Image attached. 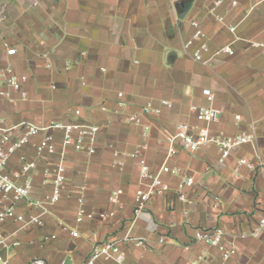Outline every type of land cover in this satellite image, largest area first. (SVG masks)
Masks as SVG:
<instances>
[{
  "label": "crops",
  "instance_id": "0c3cea01",
  "mask_svg": "<svg viewBox=\"0 0 264 264\" xmlns=\"http://www.w3.org/2000/svg\"><path fill=\"white\" fill-rule=\"evenodd\" d=\"M0 10V44L18 50L10 59L0 51V67L12 63L29 78L13 103L0 97V128L81 121L101 129L96 155L68 156L61 202L49 209L44 228L17 233L21 245L9 249L11 264L35 258L85 264L93 246L107 241L120 242L125 264H264V231L253 235L264 217V48L257 46L264 45V0H3ZM192 22L204 32L211 55L231 44L234 56L219 54L210 66L196 62L197 44L186 47ZM204 90L215 96L212 104ZM163 100L172 108L144 117L141 126L128 123L147 104L160 107ZM209 106L221 111L210 127L213 135H255L253 144L233 150L223 163L214 144L190 153L170 142L179 123L201 125L193 107ZM171 146L176 154L169 157ZM28 154L35 156L33 149ZM135 155L155 174L164 166L181 169L190 179L187 201L176 192L181 176L161 174L170 190L153 196L135 219L136 192L149 184L140 179ZM43 167L35 177L36 199L51 190ZM118 189L124 193L113 205L109 196ZM80 195L94 215L82 223ZM15 228L9 224L4 231ZM216 228L238 251L228 261L194 241L197 230ZM135 239L146 246H136ZM97 264L117 263L102 257Z\"/></svg>",
  "mask_w": 264,
  "mask_h": 264
},
{
  "label": "built area",
  "instance_id": "2783aa9c",
  "mask_svg": "<svg viewBox=\"0 0 264 264\" xmlns=\"http://www.w3.org/2000/svg\"><path fill=\"white\" fill-rule=\"evenodd\" d=\"M220 4L221 1L217 2V6ZM232 5L236 6L237 2H232ZM218 21L223 22L224 18L219 17ZM192 26L194 34L186 43V47L189 49L197 44L192 51V57L196 62L210 66L212 59L219 54L234 56L235 51L231 44L223 46L211 55L206 36L199 24L192 22ZM228 29L232 34L236 33V27H228ZM257 46L264 48V45ZM2 50L9 59L18 53V50L7 41L0 44V51ZM28 79V76L18 74L12 63L0 67V97L13 103L15 101L14 94L22 91ZM203 94L212 104L215 98L213 93L210 90H204ZM123 96L122 93L118 94L121 99ZM120 105L122 104L120 103ZM163 108L171 109L172 103L163 100L160 107L149 103L139 113L131 115L128 118V123L141 126L144 117L160 115ZM192 110L201 125L179 123L177 131L170 141L171 143L178 142L187 152L196 153L203 147L214 144L219 152V162L223 163L233 150L254 143L255 135L250 132H242L236 136L213 135L210 127L219 121L221 115V111L213 106L193 107ZM80 114L79 110L75 111L77 117ZM236 120L240 121L241 117L236 116ZM144 129L147 132L150 126L145 125ZM100 130L97 125L81 121H53L45 127L21 123L9 128H0V264H11L8 255L9 249L11 246L21 245L20 241L15 238L18 232L26 228L41 229L46 226L45 217L49 209L60 203L63 198L67 183L68 156L71 153L83 154L88 157L96 155ZM29 149H33L34 157L29 156ZM175 154L176 150L174 146H171L169 157ZM15 157L17 164L13 166L12 161ZM135 157L138 158L141 181L149 183L146 185L148 188L146 191L138 189L136 192L135 219L146 209L153 196H163L170 190L161 174L171 173L181 176L176 192L180 201H187L185 189L189 185L190 179L182 175L181 169L164 166L160 174H155L143 157L136 155ZM41 163L44 164L42 169L44 183L50 185L51 190L43 199H36L34 197L35 177ZM239 165L252 167L245 160H240ZM123 193L121 189L113 191L109 196V202L113 205L119 204ZM77 203V222L82 223L85 219L94 217L85 209L83 195L77 197ZM112 215L102 214L101 217ZM9 224L15 225L16 228L13 232L7 233L4 231V227ZM263 231L264 217L260 219L253 235L258 236ZM194 241L216 248L223 261H228L238 254L236 247L227 240L226 232L222 228L197 230ZM133 242L138 247L146 246L144 239H135ZM102 257L111 258L117 264H125L127 253L121 248L119 241L99 243L93 246L92 253L85 264H97ZM27 264H47V262L44 259L35 258Z\"/></svg>",
  "mask_w": 264,
  "mask_h": 264
},
{
  "label": "rangeland",
  "instance_id": "374dc122",
  "mask_svg": "<svg viewBox=\"0 0 264 264\" xmlns=\"http://www.w3.org/2000/svg\"><path fill=\"white\" fill-rule=\"evenodd\" d=\"M3 0H0V6H1V3H2ZM3 13L2 11L0 10V18L2 17ZM17 256V253L15 251H12L11 253V257L12 259H15L14 257Z\"/></svg>",
  "mask_w": 264,
  "mask_h": 264
},
{
  "label": "water",
  "instance_id": "95a60500",
  "mask_svg": "<svg viewBox=\"0 0 264 264\" xmlns=\"http://www.w3.org/2000/svg\"><path fill=\"white\" fill-rule=\"evenodd\" d=\"M184 6H185V5H184ZM189 7H190L189 5L186 6V12L189 10Z\"/></svg>",
  "mask_w": 264,
  "mask_h": 264
}]
</instances>
